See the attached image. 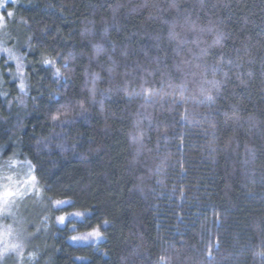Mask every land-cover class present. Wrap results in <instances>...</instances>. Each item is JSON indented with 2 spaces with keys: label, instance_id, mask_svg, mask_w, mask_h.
I'll list each match as a JSON object with an SVG mask.
<instances>
[{
  "label": "trees",
  "instance_id": "16d2710c",
  "mask_svg": "<svg viewBox=\"0 0 264 264\" xmlns=\"http://www.w3.org/2000/svg\"><path fill=\"white\" fill-rule=\"evenodd\" d=\"M10 6L0 147L47 206L22 264H264V0Z\"/></svg>",
  "mask_w": 264,
  "mask_h": 264
},
{
  "label": "rangeland",
  "instance_id": "374dc122",
  "mask_svg": "<svg viewBox=\"0 0 264 264\" xmlns=\"http://www.w3.org/2000/svg\"><path fill=\"white\" fill-rule=\"evenodd\" d=\"M18 2L12 3V0H6L3 7H0V12H3L5 16V27H0V49H10L12 56L16 57V60L20 61V56L14 51L15 45H19L21 42L20 27L18 18L16 17V11L10 5H15ZM12 11L13 16L8 17L7 12ZM6 55L8 61L14 64V76L19 80L21 77L17 75L16 60L9 59L8 53L0 51L1 55ZM24 80V72H23ZM12 161L13 166L9 167L8 162ZM30 176H35L32 165L22 159L19 155L5 157L2 154L0 147V192H3L6 188H11L13 191L19 189L22 192L20 196L12 197L11 211L4 214L0 212V264H22V256L25 248L29 242L39 234L42 229V212L46 210V204H43V192L39 186L37 179L32 183H27ZM11 177V181L7 178ZM62 203L54 205L63 206L69 200H57ZM76 212L62 214L66 218H72L76 216ZM88 240L89 234H76L72 237V241ZM75 238V239H74ZM8 244H17V248H5Z\"/></svg>",
  "mask_w": 264,
  "mask_h": 264
},
{
  "label": "snow or ice",
  "instance_id": "6c2138e0",
  "mask_svg": "<svg viewBox=\"0 0 264 264\" xmlns=\"http://www.w3.org/2000/svg\"><path fill=\"white\" fill-rule=\"evenodd\" d=\"M5 2H6V0H0V7H3ZM15 2H16V0H12V3H15ZM7 16L8 17H12L13 16V12L12 11H8L7 12ZM5 26H6L5 25V16H4L3 12H0V27H5ZM0 51L8 53L9 59L12 57V53H11L10 49L4 48V49H0ZM52 64H53V62L51 60L45 59L43 61V66L44 67H51ZM17 67H18V69L19 68H23V66L21 64L17 65ZM17 75H19L21 77V80H23V72L22 71L18 70L17 71ZM53 75L56 78H60V76H61L60 70L56 69ZM21 91L26 94V87L21 85ZM51 119L53 121H59L60 117H59V115H53L51 117ZM13 163L14 162L9 161L8 162L9 167L13 166ZM7 179L9 181H11L12 178L8 177ZM34 181H35V176H30L29 180L27 181V183H32ZM20 195H22V192L19 189H17L16 191H13L10 187L6 188L3 192H0V212H3L4 214L10 213L11 204H12V197L20 196ZM185 196H186V193L184 192V190L180 189V197H181V199L185 198ZM56 203L59 204V203H62V202L61 201H56ZM77 215H79V214H77ZM58 220L60 222H63L65 220V217L64 216L58 217ZM91 235L100 236L101 233L99 231H97V230H93ZM14 247H16V246H14Z\"/></svg>",
  "mask_w": 264,
  "mask_h": 264
},
{
  "label": "clouds",
  "instance_id": "9594fccd",
  "mask_svg": "<svg viewBox=\"0 0 264 264\" xmlns=\"http://www.w3.org/2000/svg\"><path fill=\"white\" fill-rule=\"evenodd\" d=\"M10 59L16 60V57L13 55ZM19 64H21V62L19 60H16V70L17 71L19 70V71H22L23 72L24 71L23 68H19L18 69L17 65H19ZM21 85H23L24 87H26L24 80H20V82L18 84V87H19L20 91H21ZM14 246H16V247H14ZM17 247H18L17 244H8L7 247L5 248V251H7L8 248H14L15 249Z\"/></svg>",
  "mask_w": 264,
  "mask_h": 264
}]
</instances>
